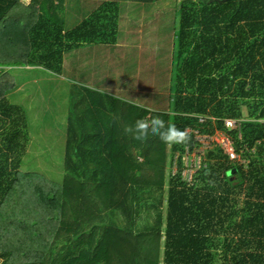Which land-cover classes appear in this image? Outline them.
<instances>
[{"label": "trees", "instance_id": "obj_1", "mask_svg": "<svg viewBox=\"0 0 264 264\" xmlns=\"http://www.w3.org/2000/svg\"><path fill=\"white\" fill-rule=\"evenodd\" d=\"M145 1L86 0L84 10L97 9L63 35L66 23L54 13L66 0H32L28 7L0 0L2 264H264V0H184L169 9L180 18L169 28L165 67L157 48L164 80L152 99L141 79L136 90L126 84L118 93L110 87L115 78L105 92L81 86L84 70L70 68L71 52L79 61L86 45L103 53L124 41L122 19L143 34L162 15ZM13 67H40L80 89L70 97L62 183L31 174L24 161L30 125L10 99ZM141 103L156 111L134 106ZM153 115L190 130L191 142L167 145L151 135L139 141L125 131ZM216 131L249 162L235 161L218 144L186 182L184 158L200 148L197 136Z\"/></svg>", "mask_w": 264, "mask_h": 264}, {"label": "rangeland", "instance_id": "obj_2", "mask_svg": "<svg viewBox=\"0 0 264 264\" xmlns=\"http://www.w3.org/2000/svg\"><path fill=\"white\" fill-rule=\"evenodd\" d=\"M25 1V0H23ZM184 0H151L145 1L148 4L143 3V7H149V11L158 15L159 19L150 20L151 26L144 29L143 34L128 32L129 26L125 20L121 21V31L125 30L128 34L127 48L126 50L113 51L110 54V58L106 64L100 60L99 65L105 66V70H113L114 64H117L118 71H126L125 64H130L131 61L136 62L140 66L139 76L134 77L132 75L133 68L130 67L125 72L124 77L118 79L112 87L115 93L120 92L124 86L129 84L134 85V89H137V81L144 82L148 85L149 99L160 90V83L163 82L164 76L160 70L157 69V48L162 45L160 50L161 60L166 66L167 57L164 45L170 48L169 43L173 44L172 32L169 28H172L174 21L179 19L178 12L170 11L173 7H179ZM211 1V0H209ZM30 0H26V4H30ZM124 5H129L126 0H122ZM139 12L137 9L133 14ZM148 12V11H147ZM144 12L143 15H148ZM173 15V16H172ZM165 18V19H164ZM167 21L166 22L164 21ZM165 22L163 27H158L155 22ZM78 24V23H76ZM173 24V25H172ZM167 25V30H166ZM139 31H141L139 29ZM174 36V40H175ZM130 39L133 45L130 47ZM176 44V42H175ZM104 53V52H103ZM102 53V54H103ZM154 53V54H153ZM73 62L71 67L77 70L78 66V51L71 52ZM12 68V67H9ZM14 82L17 88L13 91L11 96L12 104H19L26 110L29 125H30V142L28 144L25 163H29V171L31 174H36L44 177L51 183H62L64 163L66 161V151L64 150L62 142L66 140L68 133L70 112H72L71 105L69 104L71 93H79L80 89L73 86L72 82H68L67 77H60L48 75L46 72L41 73L39 68H26V67H13ZM127 72L129 73L126 78ZM165 82H167V76L165 75ZM164 86V85H163ZM107 85L98 84L97 90L105 92ZM123 92V91H122ZM151 92V93H150ZM114 93V94H115ZM136 100V99H135ZM149 102V100H148ZM72 114V113H71ZM190 131V130H188ZM200 141V148H198L190 157H185V167L183 170V176L186 182L192 184L195 180V174L202 166L207 150H214L216 145L221 144L222 141L229 140L222 131H216L213 135L197 136ZM222 145V144H221ZM224 147V145H223ZM226 148V147H225ZM228 152V148H226ZM235 161L247 164L248 159L243 156H239ZM174 173H176V166H174ZM154 191V190H153ZM149 194V193H148ZM162 210V209H161ZM155 224L156 217L150 219ZM3 259L0 258V264L3 263Z\"/></svg>", "mask_w": 264, "mask_h": 264}, {"label": "crops", "instance_id": "obj_3", "mask_svg": "<svg viewBox=\"0 0 264 264\" xmlns=\"http://www.w3.org/2000/svg\"><path fill=\"white\" fill-rule=\"evenodd\" d=\"M18 1L20 4H22L25 7H28L29 5L32 4V0H30V4H26L25 1L23 0H16ZM91 2H93V4L95 5V3H97V5H100V0H89ZM106 1V0H105ZM111 2V0H109ZM85 2L86 0H66V2H64V7L65 10L61 13L59 11V13H54V18H57V20H62L66 23L65 27H64V31H63V35H66L67 32H69L70 30L78 27L81 22L85 21L86 18H88L90 16V14L96 10L97 8L95 6L92 7V10H84L85 7ZM143 2H141L142 4ZM138 4V5H141ZM55 7H59V2L54 4ZM49 17L51 15V13L47 14ZM127 18L130 19V16L127 15ZM48 19V18H47ZM49 20V19H48ZM78 23V24H76ZM129 26L128 32L133 34V30H136L138 34H142L141 31H139V28L137 29H133L131 27V25L129 23H127ZM1 32V30H0ZM123 32L127 33L125 30H123ZM1 34V33H0ZM127 44H128V40L124 39V41H120L116 44H114L113 46L110 45V48L105 51L103 54L100 52V50H98V47H92L90 48L89 46L86 45V47H83L81 49L82 54L79 57V62L78 61V66L81 67L84 71L82 76H80L78 78V82H80L81 86H83L84 84L89 85L91 89H95L97 90V85L98 84H102V85H107L110 86L114 81L113 78H115V82L118 81V79H121L124 77L125 72L128 70V68L131 67L133 68V78L134 77H138L139 76V70H140V66H138L136 64V62L131 61L130 64H125L124 68H126V71H118L117 64H114L113 67H111V71H109V73H107L108 71L105 70V68L103 67L102 69H97L96 68V63L103 61L105 62L107 60V58H110V54L111 52H113L114 46L117 45H123L125 50L128 49L127 48ZM112 46V47H111ZM131 47V45H130ZM84 51V52H83ZM115 51V50H114ZM117 51V50H116ZM103 52V51H102ZM105 59V60H104ZM99 64V63H98ZM67 66V64H66ZM77 66V68H78ZM1 68V67H0ZM3 68L9 69V67H7L6 65L3 66ZM27 68H40V67H27ZM129 73L127 72L126 78L128 77ZM112 88H109L108 90H110ZM124 91V90H122ZM120 91V92H122ZM133 91V90H132ZM138 92H134V94H137ZM138 95L135 96V98H137ZM69 129V127L67 128ZM69 132V130H68ZM67 137V135H66Z\"/></svg>", "mask_w": 264, "mask_h": 264}, {"label": "clouds", "instance_id": "obj_4", "mask_svg": "<svg viewBox=\"0 0 264 264\" xmlns=\"http://www.w3.org/2000/svg\"><path fill=\"white\" fill-rule=\"evenodd\" d=\"M144 111L155 112L144 104H135ZM125 131L133 134L134 139L146 140L150 135L159 137L167 145H187L191 142V134L188 129H179L175 125L166 122L161 115H153L149 118H141L132 126H127Z\"/></svg>", "mask_w": 264, "mask_h": 264}, {"label": "built area", "instance_id": "obj_5", "mask_svg": "<svg viewBox=\"0 0 264 264\" xmlns=\"http://www.w3.org/2000/svg\"><path fill=\"white\" fill-rule=\"evenodd\" d=\"M225 124H226V126H227L228 128H233V127H235V125H236L234 122L229 121V120L226 121ZM221 144L224 145V147L228 148V153H230V156H231L232 159L239 158V156H236V155L234 154L233 149H232V147H231V142H230L229 140H226V142L222 141Z\"/></svg>", "mask_w": 264, "mask_h": 264}, {"label": "water", "instance_id": "obj_6", "mask_svg": "<svg viewBox=\"0 0 264 264\" xmlns=\"http://www.w3.org/2000/svg\"><path fill=\"white\" fill-rule=\"evenodd\" d=\"M214 1H217L219 3H223V2H226L227 0H211V2H214Z\"/></svg>", "mask_w": 264, "mask_h": 264}]
</instances>
